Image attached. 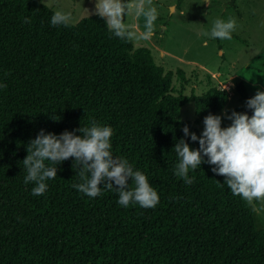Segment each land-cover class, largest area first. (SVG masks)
I'll return each instance as SVG.
<instances>
[{
    "label": "trees",
    "instance_id": "16d2710c",
    "mask_svg": "<svg viewBox=\"0 0 264 264\" xmlns=\"http://www.w3.org/2000/svg\"><path fill=\"white\" fill-rule=\"evenodd\" d=\"M54 13L35 0H0V264H264V230L225 177L207 163L189 169L191 185L174 174L175 144L199 148L183 127L200 137L195 124L228 92L173 94L172 72L148 48L114 36L97 14L54 27ZM235 89L246 103L240 81ZM186 102L192 122L178 116ZM93 120L113 129L112 155L146 175L155 208L122 207L103 184L95 198L79 192L74 158L57 165L43 195L24 183L26 149L41 130L58 136Z\"/></svg>",
    "mask_w": 264,
    "mask_h": 264
},
{
    "label": "clouds",
    "instance_id": "9594fccd",
    "mask_svg": "<svg viewBox=\"0 0 264 264\" xmlns=\"http://www.w3.org/2000/svg\"><path fill=\"white\" fill-rule=\"evenodd\" d=\"M136 9L137 15L145 18L144 31L140 39L149 40L153 35L154 23L158 13L155 7L145 9L143 0L125 5L122 0H96L98 16L105 20L106 26L114 36L131 39L135 33L128 30L124 23L125 10ZM70 14L56 11L51 17V25L67 26ZM25 23H30L26 18ZM236 21L227 22L217 19L210 36L218 39H231ZM206 44V42H205ZM6 87V85H0ZM246 107L252 110L251 117L246 113L232 111L224 113V118L231 121L230 126L222 128V117L208 115L204 118V130L200 137L190 133L189 127L182 131L185 137L199 143L198 149L190 148L185 139H180L173 150L178 156L174 174L191 185L195 177L189 178V169H197L202 163L212 165V172L225 177L231 192L247 201H264V91H257L254 97L246 101ZM82 135H76V132ZM113 129L98 124L95 120L90 127H81L73 132L64 131L60 135L45 134L43 130L27 146L28 155L23 160L26 171L24 183L32 182L34 196H41L47 190L46 181L57 177V165L74 158L73 166L79 168L78 175L82 183L73 184L79 192L90 198L101 194L100 185L107 190L118 192V204L128 207L130 203L142 208H155L159 203L157 191L150 186L146 175L133 166L126 158L114 157L110 151ZM207 157V160H204ZM49 161L52 166L46 165ZM132 180L129 186L128 181ZM219 183V182H218Z\"/></svg>",
    "mask_w": 264,
    "mask_h": 264
},
{
    "label": "rangeland",
    "instance_id": "374dc122",
    "mask_svg": "<svg viewBox=\"0 0 264 264\" xmlns=\"http://www.w3.org/2000/svg\"><path fill=\"white\" fill-rule=\"evenodd\" d=\"M35 1L54 12L59 10L70 14L69 23L96 12V0ZM122 2L125 5L139 4L140 0ZM143 3L145 9L155 7L158 13L151 39L139 38L145 30V18L142 14L137 15L136 9L128 11L126 8L124 23L135 33L131 38L133 46L148 48L154 62L164 71L172 72L173 94L180 86L184 95H200L210 86L224 85L228 88L227 101L214 114L222 117L221 127L231 124L224 118L225 112L228 115L232 111L248 115L246 103L239 97L235 85L243 82L249 99L258 90L264 91V0H143ZM230 18L236 21L231 39L212 38L210 32L214 22L217 19L227 22ZM160 49L164 50L163 55ZM177 58H181V62ZM212 73L220 74H216L217 80L210 76ZM233 74L239 79L232 78L229 83V76ZM178 114L180 120L192 122L195 118L193 102L184 103ZM195 127L201 136L204 123L195 124ZM248 205L255 226L264 230V201Z\"/></svg>",
    "mask_w": 264,
    "mask_h": 264
},
{
    "label": "crops",
    "instance_id": "0c3cea01",
    "mask_svg": "<svg viewBox=\"0 0 264 264\" xmlns=\"http://www.w3.org/2000/svg\"><path fill=\"white\" fill-rule=\"evenodd\" d=\"M162 29H163V26L160 27V30H162ZM160 54H162V55L164 54V50H163V49H160ZM177 60H178L179 62H181V58H177ZM189 65H190V64H189ZM198 66H199L200 69H203L201 65H198ZM216 74H217V75H220L219 73H212V74H210V76H214V78L217 80V78L215 77ZM232 78H237V79H239L238 76H236L235 74H233V75L229 76V83H231L230 79H232ZM242 81H243V80H242ZM218 82H219V81H218ZM241 83H242V85H243V87H244V83H243V82H241ZM244 89H245V88H244Z\"/></svg>",
    "mask_w": 264,
    "mask_h": 264
},
{
    "label": "built area",
    "instance_id": "2783aa9c",
    "mask_svg": "<svg viewBox=\"0 0 264 264\" xmlns=\"http://www.w3.org/2000/svg\"><path fill=\"white\" fill-rule=\"evenodd\" d=\"M220 90H225V91H227L228 90V88L227 87H225L224 85H221L220 87H218Z\"/></svg>",
    "mask_w": 264,
    "mask_h": 264
},
{
    "label": "water",
    "instance_id": "95a60500",
    "mask_svg": "<svg viewBox=\"0 0 264 264\" xmlns=\"http://www.w3.org/2000/svg\"><path fill=\"white\" fill-rule=\"evenodd\" d=\"M247 113H248L249 117H251L252 114H253L252 110H250V109H248V108H247Z\"/></svg>",
    "mask_w": 264,
    "mask_h": 264
}]
</instances>
